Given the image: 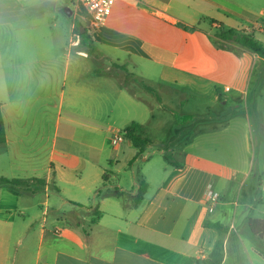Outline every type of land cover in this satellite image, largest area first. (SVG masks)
<instances>
[{
	"label": "crops",
	"instance_id": "obj_1",
	"mask_svg": "<svg viewBox=\"0 0 264 264\" xmlns=\"http://www.w3.org/2000/svg\"><path fill=\"white\" fill-rule=\"evenodd\" d=\"M255 2L241 6L237 0H117L106 24L90 34L92 46L86 41V48H75L77 57L93 64L79 65L73 73L72 49L49 60L25 61L19 48L0 42V106L7 136L0 145V178L27 180L18 195L10 190L24 201L41 189L47 199L56 191L75 202L73 210H41L38 227L37 210H14L16 205L0 210V264H210L218 241L224 245L222 264H264V255L255 246L249 249L244 238L248 220L264 217L245 215L239 229V204L229 201L234 185L239 193L250 182L253 197L245 210H253L255 202L264 206V58L220 37L232 30L264 46V24L257 22L262 15L250 7ZM137 59L160 66L157 83L169 105L184 108L193 100L215 104L224 97L234 103L244 98L260 102L259 110L252 112L263 131L257 161L237 165L190 153L197 145L203 149L196 142L204 133V122L195 115L198 104L189 112L193 118L187 113L182 124L174 116L167 120L176 127L173 136L181 134L177 140L182 160H174L180 167L163 155L167 167L156 169L157 183L144 169L141 176L134 170L124 176L138 150L128 138L117 146L112 140L120 130L139 124L136 115L126 112L128 93L140 99L126 85L128 74L137 78ZM178 94L194 99L179 101ZM151 112L154 119L155 107ZM233 115L245 116L238 111ZM229 125L226 119L221 126ZM109 134L117 153L114 160L104 146ZM169 145L164 149L175 143ZM126 155L128 166L121 167L119 158ZM142 183L147 190L136 205ZM209 184L220 193L213 212L203 201ZM5 188L0 187V193ZM117 192L124 199L117 198ZM36 238L39 248L31 257Z\"/></svg>",
	"mask_w": 264,
	"mask_h": 264
},
{
	"label": "rangeland",
	"instance_id": "obj_2",
	"mask_svg": "<svg viewBox=\"0 0 264 264\" xmlns=\"http://www.w3.org/2000/svg\"><path fill=\"white\" fill-rule=\"evenodd\" d=\"M250 1H256L254 6L250 7H252L256 13L262 15L257 18V22L264 24V0H237L238 4L241 6H247V2ZM257 1H259L260 4L257 3ZM79 25L89 29V34L92 33L90 18L87 11L80 8L78 12H75L71 6L70 0L0 1V42H3L5 47H7V43H11V45L19 48L22 53V59L25 61L30 59L49 60L61 53L68 55V50L72 49L70 69L72 73L79 65L83 64L84 66H89L93 64L92 61L81 59L76 56L75 48H86V45L82 44L81 36L77 33ZM209 27L208 25L207 28ZM202 28H206L204 22H202ZM82 31L85 32L84 29ZM216 31L217 30H213L212 32L214 36L217 33ZM73 35L75 36L73 37ZM262 43L264 42L262 41ZM88 45L89 47L92 46L91 41H89ZM123 59H125V57H122V60ZM136 62L137 64L140 63L138 70H136L137 78L135 79L128 74L126 85L133 93H139L140 99H133V97H129L130 95L128 93L126 112L136 115V122L143 125L141 131H138V134L148 139L150 144L147 146L143 156L136 158L132 167L128 166L129 162H126L128 155L119 158V165L121 167H123V165L128 166L124 170V176L127 172L126 176L129 177L133 170L136 172V175L139 176L143 175L145 172L149 175L150 179L152 177L154 180L153 183L155 184L159 181L156 169L167 167L163 155H167L173 160L181 161V155L179 154V146L181 143L177 140L181 138V134H177L174 137L173 131L176 127L173 129V127L167 125V122H169L167 120L174 116L175 121H177L176 123L182 124V118H185L187 113L188 117L193 118V114L189 112L194 111L198 104L200 110H197V114L195 115L200 121L202 120L204 122H202L203 125H201L204 133L196 138V128L192 127L190 132L191 135L195 134L194 137L196 138V142H200L203 149H198L199 147L197 145L190 150V153H203L205 157L214 161L218 160L220 162H229L237 165L244 164V161L253 165V163L257 161L259 156L257 142L260 133L263 131L260 132L257 120L253 117L252 112H257V109L259 110L260 102L253 104L248 102L247 98H244L234 103L232 100H227L224 97V99L220 100L218 103L212 104L207 102L204 104L200 103L198 100H193L194 96H189L187 98H190L189 101L193 100V103H185L184 108L178 107L177 105H169L166 100L168 95H166L164 90L160 89L157 83L160 66L150 64L145 60L137 59ZM105 63L108 62L105 61ZM114 81L116 80L111 79L112 85L115 84ZM146 86L151 88L154 92L147 91L145 88ZM178 95L180 96L179 101H188L184 95ZM226 101V104H222ZM151 107H155L154 119H152ZM236 111L245 116H234L233 114ZM222 116H226L225 118L229 119L231 125L227 127L221 126L222 122L226 120L222 119ZM120 132L122 134L123 130H120ZM110 138H113V135H108V139L105 141L104 146L106 147V152L111 154L110 157L114 160L116 159L117 153L112 150L113 145L111 144ZM173 143H175V145L170 150L164 149L165 146L167 147L169 144ZM145 156H149L150 159L145 160ZM109 165L108 163L107 166ZM255 167L257 166H254V168ZM3 169L4 164L0 163V172H2ZM142 169L145 171L142 172ZM45 195V192L40 189L36 192V195L30 197L31 201H24L15 197L10 190L5 188L0 193V210H6V208L10 209L14 207L13 205H16V208H13L14 210H37L36 223H34L38 227L41 226V210H47L48 208L51 210L56 208L59 210H73L75 208V202H72V198H70V196L68 198L61 192L50 191L49 199H47ZM137 196L138 193H136L135 201H137ZM229 197V201L239 204L237 208L233 206L237 211L236 222L239 229L243 228L242 221L245 215L264 217V210H259L260 207L264 206H261L259 203H253V210H245V205L250 203L253 197L250 182L246 185L244 190L239 193L234 185ZM46 201H49L48 204H45ZM24 207H28L29 209H24ZM206 207L208 208V206ZM25 220L29 222L30 218L26 217ZM244 238L249 249L251 246H254L252 240L247 235L244 236ZM34 243L31 257L37 253L39 239L36 238ZM11 252H14L13 248Z\"/></svg>",
	"mask_w": 264,
	"mask_h": 264
},
{
	"label": "trees",
	"instance_id": "obj_3",
	"mask_svg": "<svg viewBox=\"0 0 264 264\" xmlns=\"http://www.w3.org/2000/svg\"><path fill=\"white\" fill-rule=\"evenodd\" d=\"M83 29L85 32H82ZM77 33L81 36L82 43L84 45L87 44L86 41H91L92 39V36L89 34V29L83 28L80 25L77 29ZM220 37L226 40H234L240 45L250 49L251 51L258 54L260 57L264 58V46L261 43L257 42L252 36H248L246 34L234 32L230 30L221 33ZM121 68L124 70L126 69V67L124 66H121ZM145 88L150 92H154L148 86H146ZM142 127L143 125L132 123L130 126H128L123 130V134L126 136V138H128L137 148L138 150L137 157L142 156L147 146L150 144V141L148 139L138 134V131H141ZM6 140H7V136H6L5 122L0 106V145L5 144ZM164 159L169 164H172L174 167H180V165L176 164V162H174V160L171 157L164 155ZM103 180L104 183L107 182L108 180L107 174L103 176ZM37 181L42 186L46 185V182L44 180H37ZM28 183L29 182L27 180L0 178V187H6L16 195H18L20 193V189L22 187H25ZM146 190H147L146 185L142 183L140 188L138 189L136 205H139L141 203L143 199V195L146 192ZM115 196L119 199H124V194L121 192H117ZM94 214L97 218L101 216V213L97 209L94 211ZM212 227L221 229V226L218 224H213ZM246 235L252 240L255 248L262 255H264V219L250 218L246 226ZM224 258H225V254H224L223 242L218 241L214 250L209 255L207 262L210 264H222Z\"/></svg>",
	"mask_w": 264,
	"mask_h": 264
},
{
	"label": "built area",
	"instance_id": "obj_4",
	"mask_svg": "<svg viewBox=\"0 0 264 264\" xmlns=\"http://www.w3.org/2000/svg\"><path fill=\"white\" fill-rule=\"evenodd\" d=\"M71 6L75 12H78L80 8L87 11L90 18V28L92 32L97 31L104 26L112 12V9L117 0H70ZM134 1V0H132ZM126 136L122 133L116 135L112 140L114 146H117L123 142ZM220 200L219 192L214 188L212 184H209L203 195V201L210 212H213L216 205Z\"/></svg>",
	"mask_w": 264,
	"mask_h": 264
},
{
	"label": "water",
	"instance_id": "obj_5",
	"mask_svg": "<svg viewBox=\"0 0 264 264\" xmlns=\"http://www.w3.org/2000/svg\"><path fill=\"white\" fill-rule=\"evenodd\" d=\"M83 32V31H82Z\"/></svg>",
	"mask_w": 264,
	"mask_h": 264
}]
</instances>
